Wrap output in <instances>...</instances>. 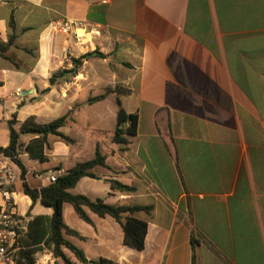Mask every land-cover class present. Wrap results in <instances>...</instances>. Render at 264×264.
I'll use <instances>...</instances> for the list:
<instances>
[{"label":"crops","instance_id":"0c3cea01","mask_svg":"<svg viewBox=\"0 0 264 264\" xmlns=\"http://www.w3.org/2000/svg\"><path fill=\"white\" fill-rule=\"evenodd\" d=\"M59 20L82 22V37L54 33ZM11 35L13 62L0 58V148L14 116L19 129L30 117L46 124L71 113L59 129L70 141L49 136L46 162L20 153L27 185H49L51 174L93 159L98 148L109 169L96 168V178L80 179L70 192L152 207L124 216L147 224L136 251L111 217L84 209L88 224L64 204V224L80 236L67 240L87 264H192L191 240L195 264H264V0H0V40ZM94 51L103 58L50 86L71 59ZM119 108L138 119L127 145L112 142ZM85 109L90 116L77 123ZM13 166L17 213L28 222L50 218L51 208L21 192ZM110 181L135 191L112 190ZM34 260L63 264L46 248Z\"/></svg>","mask_w":264,"mask_h":264},{"label":"trees","instance_id":"16d2710c","mask_svg":"<svg viewBox=\"0 0 264 264\" xmlns=\"http://www.w3.org/2000/svg\"><path fill=\"white\" fill-rule=\"evenodd\" d=\"M9 27L13 28V17L10 16ZM14 36L8 37L7 42L0 40V58L13 62L8 55L10 47L13 45ZM103 58V55L97 51L87 53L77 59H71L72 67L69 70H59L49 79L50 86L60 82H66L75 77L77 69L89 58ZM1 85V83H0ZM111 90H106V94ZM117 92V89L113 90ZM118 94V93H117ZM105 97V94L90 98L89 104L98 102ZM71 113L59 117L46 124H38L33 117H30L16 129L15 116L8 121L9 142L7 147L0 148V153L9 158L11 162L20 170L19 180L21 181V192L27 196L32 205L39 201L43 207L52 209L50 218L38 216L28 223V232L21 241L20 249L17 253L16 264H35L34 255L43 248L48 249L55 259L63 264H73L65 255L63 250L69 251L74 258L82 264H87L84 254L76 248L67 237L80 238L79 234L69 229L63 221V206L69 204L72 206L75 214L84 222L90 224L91 221L84 209L95 214L99 218L111 217L121 227L123 233V244L136 251H142L147 234V224L144 221L132 217H124L126 214H133L138 211L149 212L151 206H124L108 205L101 199L90 200L84 195H75L70 191L76 186L78 181L84 177L96 178L94 170L96 168L109 169L105 164V157L101 155L99 149H96L94 158L88 161L77 163L67 170L63 175L57 177L54 183L40 189L30 188L25 182L26 169L19 160L22 151L28 154L32 160L40 163L47 161L44 151L48 147V137L55 136L61 140L69 142V138L59 132L70 120ZM137 116L127 114L122 108H119L116 115V128L113 134L112 142L119 145L129 143L127 137L134 136L137 129ZM23 136H32L33 138L26 144L21 143ZM110 188L121 193L134 192L133 187L125 186L117 181H110ZM197 242L191 240L192 264H195V247ZM56 264V263H54ZM91 264H112L105 259H99Z\"/></svg>","mask_w":264,"mask_h":264},{"label":"built area","instance_id":"2783aa9c","mask_svg":"<svg viewBox=\"0 0 264 264\" xmlns=\"http://www.w3.org/2000/svg\"><path fill=\"white\" fill-rule=\"evenodd\" d=\"M100 2L103 0H92ZM56 34L81 38L84 24L72 20H59L51 25ZM57 179L55 174L49 176V183ZM18 181L13 163L0 153V260L5 264H16L21 241L28 232V220L19 215L15 208L12 188Z\"/></svg>","mask_w":264,"mask_h":264},{"label":"rangeland","instance_id":"374dc122","mask_svg":"<svg viewBox=\"0 0 264 264\" xmlns=\"http://www.w3.org/2000/svg\"><path fill=\"white\" fill-rule=\"evenodd\" d=\"M89 110H90V109H89ZM93 110H94V109H93ZM91 112H92V110H90V111H86V109H85L83 115H81L78 119H76V122L78 123L79 121L81 122V121L87 119L88 116H90L89 113H91ZM22 210H23V207H22L21 205H19V206H18V212L21 213Z\"/></svg>","mask_w":264,"mask_h":264},{"label":"bare ground","instance_id":"6f19581e","mask_svg":"<svg viewBox=\"0 0 264 264\" xmlns=\"http://www.w3.org/2000/svg\"><path fill=\"white\" fill-rule=\"evenodd\" d=\"M78 34H79L80 36H82V32H79Z\"/></svg>","mask_w":264,"mask_h":264}]
</instances>
